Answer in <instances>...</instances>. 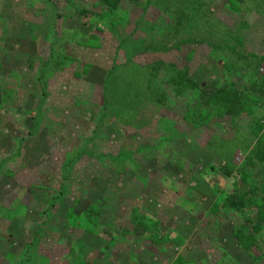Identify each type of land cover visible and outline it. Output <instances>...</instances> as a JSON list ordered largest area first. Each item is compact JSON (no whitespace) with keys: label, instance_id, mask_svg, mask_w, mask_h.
Masks as SVG:
<instances>
[{"label":"rangeland","instance_id":"obj_1","mask_svg":"<svg viewBox=\"0 0 264 264\" xmlns=\"http://www.w3.org/2000/svg\"><path fill=\"white\" fill-rule=\"evenodd\" d=\"M177 71L245 109L192 121ZM251 79L264 0H0V264H264L254 208L221 207L264 186Z\"/></svg>","mask_w":264,"mask_h":264},{"label":"trees","instance_id":"obj_2","mask_svg":"<svg viewBox=\"0 0 264 264\" xmlns=\"http://www.w3.org/2000/svg\"><path fill=\"white\" fill-rule=\"evenodd\" d=\"M120 0H100L101 4L108 8H115L119 4ZM179 15L178 22H181V16ZM156 65H159L156 64ZM156 68H152L151 71ZM254 79V77H253ZM251 79L250 86L248 87L252 93L258 95L262 89L255 85ZM170 83L174 87L175 96L183 95L187 90L195 92L197 94V100L190 110L191 119L196 123H203L208 117L215 112H220L227 117H235L240 114L246 106L247 92L239 89L234 83L224 85L217 90H208L204 87L193 83L186 71H177L175 76L170 79ZM249 157H247L246 167L250 169L256 168L257 163L264 162V145L256 144L255 148L251 150ZM257 161V162H256ZM226 176L231 175L229 172ZM253 207L255 210L256 224L252 227V233H244L243 230H238L234 234L235 240L238 242L239 248L243 251H250L256 244V235L261 231L264 225V186L251 187L240 194H231L222 200V209L235 210L241 212L246 207ZM89 216V215H88Z\"/></svg>","mask_w":264,"mask_h":264}]
</instances>
